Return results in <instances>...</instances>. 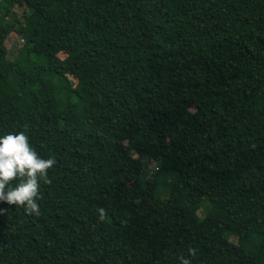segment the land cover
Wrapping results in <instances>:
<instances>
[{"label":"trees","instance_id":"trees-1","mask_svg":"<svg viewBox=\"0 0 264 264\" xmlns=\"http://www.w3.org/2000/svg\"><path fill=\"white\" fill-rule=\"evenodd\" d=\"M19 131L56 164L40 216L0 203V264H263L264 0H0Z\"/></svg>","mask_w":264,"mask_h":264},{"label":"clouds","instance_id":"clouds-1","mask_svg":"<svg viewBox=\"0 0 264 264\" xmlns=\"http://www.w3.org/2000/svg\"><path fill=\"white\" fill-rule=\"evenodd\" d=\"M55 164L54 158L45 159L37 153L25 132L0 133V203L23 207L27 215L40 216V182H51L48 170ZM5 211L0 209V215ZM97 212L103 220L105 209L100 207Z\"/></svg>","mask_w":264,"mask_h":264},{"label":"rangeland","instance_id":"rangeland-1","mask_svg":"<svg viewBox=\"0 0 264 264\" xmlns=\"http://www.w3.org/2000/svg\"><path fill=\"white\" fill-rule=\"evenodd\" d=\"M22 14V10L21 9H17L9 18V20L14 21V20H19L20 16ZM7 47L10 51V57L12 59H14L15 61H19V63L24 62L25 58H26V44H25V39L23 34L21 33H12L9 36V39L7 41ZM64 57V56H63ZM13 77H9L8 82L6 83V86H9V84L11 83ZM149 162V161H148ZM148 166L150 168V171H157L159 166L156 163L150 162L148 163ZM200 217L203 216L202 211H200L199 213ZM232 241L237 242L236 237L232 238ZM263 264H264V260H263Z\"/></svg>","mask_w":264,"mask_h":264}]
</instances>
